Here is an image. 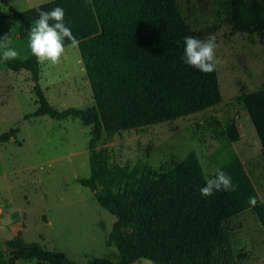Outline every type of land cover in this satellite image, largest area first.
Returning a JSON list of instances; mask_svg holds the SVG:
<instances>
[{
	"label": "rangeland",
	"instance_id": "374dc122",
	"mask_svg": "<svg viewBox=\"0 0 264 264\" xmlns=\"http://www.w3.org/2000/svg\"><path fill=\"white\" fill-rule=\"evenodd\" d=\"M51 0H0V37L3 48H14L23 59L30 57L28 37L19 38L18 23L5 17L9 9L24 11ZM230 0H178L177 7L189 28L201 39L216 38L217 81L221 102L207 110L150 127L102 134L96 150L104 162L98 190L117 194L134 185L149 171L157 178L193 151L206 178L220 169L230 153L240 159L258 197L264 201V155L240 102L241 92L264 89V44L258 33L232 32ZM264 0H244L245 12ZM39 84L56 110L95 107L78 46H66L57 64H39ZM27 71L12 72L0 63V253L4 243L20 237L38 242L45 250L61 252L70 264L93 258L117 261L108 236L115 221L96 202L93 193L77 183L89 177L88 142L92 126L79 118L48 116L25 119L37 105ZM233 124L238 140L229 139ZM16 129L13 135L10 130ZM8 135V136H9ZM239 264H264V231L252 210L224 223ZM16 264H45L20 260ZM133 264H154L140 259Z\"/></svg>",
	"mask_w": 264,
	"mask_h": 264
},
{
	"label": "trees",
	"instance_id": "16d2710c",
	"mask_svg": "<svg viewBox=\"0 0 264 264\" xmlns=\"http://www.w3.org/2000/svg\"><path fill=\"white\" fill-rule=\"evenodd\" d=\"M178 0H51L24 11L9 9L6 18L18 23L19 38L28 37L38 10L65 9V21L78 39V50L96 106L56 110L40 84V65L31 54L0 62L12 72H29L36 110L24 118L48 116L79 118L92 126L88 142L89 177L77 183L87 188L115 221L108 244L118 260L93 258L85 264H133L140 259L154 264H239L224 223L252 210L264 231V201L256 193L238 156L232 152L220 170L232 177L236 191L214 192L203 198L199 188L206 177L191 151L169 171L152 178L145 171L132 185L117 194L98 190L104 162L96 150L103 133L140 129L181 119L221 102L216 70L201 73L184 64L183 40L196 36L178 7ZM232 32L258 33L264 44V16L254 4L245 12L244 0H230ZM201 39V38H200ZM71 45L66 41V46ZM243 105L264 155V89L241 92ZM15 135L16 129L10 130ZM229 139L238 140L231 124ZM10 133L1 135L8 141ZM9 135V136H8ZM215 175V174H214ZM256 198L250 206L249 197ZM0 264L37 260L45 264H70L61 252L45 250L38 242H26L17 234L4 243Z\"/></svg>",
	"mask_w": 264,
	"mask_h": 264
},
{
	"label": "clouds",
	"instance_id": "9594fccd",
	"mask_svg": "<svg viewBox=\"0 0 264 264\" xmlns=\"http://www.w3.org/2000/svg\"><path fill=\"white\" fill-rule=\"evenodd\" d=\"M9 39L7 35L0 37V48H3L4 42ZM66 41L70 42L73 48L79 44L65 21V9L56 6L51 10H38V18L34 20L28 33V48L37 63L57 64L66 52ZM215 49L214 35L210 34L206 39L192 35L185 36L182 60L184 64L201 73H212L219 64ZM18 55L14 48H4L0 52V62L15 59ZM237 187L231 176L217 169L215 175L206 178L203 186L199 188V193L201 197L206 198L221 190L236 191ZM248 203L250 206H255L256 198L250 196Z\"/></svg>",
	"mask_w": 264,
	"mask_h": 264
}]
</instances>
